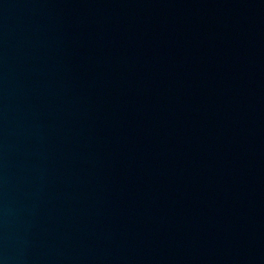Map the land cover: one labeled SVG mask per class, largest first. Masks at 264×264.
Segmentation results:
<instances>
[{
	"label": "water",
	"instance_id": "95a60500",
	"mask_svg": "<svg viewBox=\"0 0 264 264\" xmlns=\"http://www.w3.org/2000/svg\"><path fill=\"white\" fill-rule=\"evenodd\" d=\"M0 264H264V0H0Z\"/></svg>",
	"mask_w": 264,
	"mask_h": 264
}]
</instances>
